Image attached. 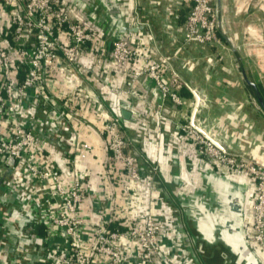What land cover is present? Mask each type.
<instances>
[{"label": "built area", "instance_id": "built-area-1", "mask_svg": "<svg viewBox=\"0 0 264 264\" xmlns=\"http://www.w3.org/2000/svg\"><path fill=\"white\" fill-rule=\"evenodd\" d=\"M12 3L16 13L8 39H4L0 24V197L18 201L36 213L43 230V254H34L32 260L49 264H190L165 233L170 229L163 215L153 213L151 204L141 212L133 209L131 184L145 186L150 200H154L158 166L152 164L145 169L138 164L127 149L129 141L118 115L107 119L98 133L110 156L106 178L119 190V200L107 193L104 182L86 180L89 169L83 175H64L53 163L67 160L73 167L84 153L95 156V135H90L89 141L77 142L71 151L63 146L56 148L52 138L62 125L72 131L65 123L73 113L69 109V83L59 72L61 64L70 66L78 54L91 51L95 35L82 21L72 19L67 5L57 0ZM218 23L215 0H192L186 17V40L214 45L219 41ZM60 33L67 35L68 42L60 39ZM96 48L101 50V46ZM109 57L128 74L129 87L117 89L119 95L135 96L132 84L144 77L158 87L162 101L184 104V97L174 88L182 82L179 75L173 72L170 82L163 80V67H171L167 57H153L144 45L132 43L126 36L113 41ZM15 70L22 71L23 76L19 78ZM152 111L160 120L166 119L162 103ZM192 119L193 114L185 115V121L174 122L175 131L192 141L199 155L222 167L230 177L252 179L248 238L252 248L264 253V166L225 151ZM86 205L91 212L85 211ZM4 219L2 214L1 227Z\"/></svg>", "mask_w": 264, "mask_h": 264}, {"label": "crops", "instance_id": "crops-1", "mask_svg": "<svg viewBox=\"0 0 264 264\" xmlns=\"http://www.w3.org/2000/svg\"><path fill=\"white\" fill-rule=\"evenodd\" d=\"M57 1L66 4L71 18L82 21L95 35L91 51L78 54L70 66L62 63L59 70L70 86L69 109L73 115L65 122L71 125L72 131L62 125L54 133L55 147L63 146L71 151L77 142L91 140L90 135L98 139L95 156L84 153L73 167L67 160L53 162L64 175H83L84 170L89 169L90 174L84 175L87 181L104 182L107 193L113 199L121 198L119 190L106 178L110 156L98 130L107 119L116 115L121 118L122 111H125L127 117H123L121 124L129 141L127 149L133 154L138 153L147 165L158 166L157 186L152 194L154 200H150L145 186L131 184L136 213L151 204L153 213L164 216L165 190L180 197L194 190L191 185L195 181L206 183L208 172L230 177L222 167L199 155L194 143L174 129V122L185 121V115L195 114L196 99L186 87L187 80L201 87L206 96V105L200 114L203 123L232 149L264 166V0H215L219 6V41L214 45L186 40V17L192 0H118L128 26L139 22L147 25V29L126 33L128 40L144 45L157 59H169L171 67H163L164 82H170L173 72L182 75L183 78L179 75L182 82L174 87L185 99L182 106L168 99L162 101L158 87L144 77L132 84L135 96L119 95L116 90L127 89L129 79L128 74L119 70L107 53V40L113 24L95 0ZM12 2L0 0V9H5L0 10L4 39L9 38V29L14 27V24L10 25L16 13V5ZM59 36L62 41L68 42L67 35L60 33ZM97 45L101 46V50H96ZM172 58H175L173 62ZM14 72L19 78L23 76L20 70ZM161 103L165 120L157 118L152 111ZM124 105L129 109H123ZM55 147L52 148L55 150ZM239 178L232 179L244 191V227L245 232L250 234L254 185L251 178ZM7 204L8 201L1 196L0 220L1 208ZM85 211L91 212L88 205ZM165 233L170 235L167 230ZM3 256L0 255V264H7ZM262 258H259L261 263Z\"/></svg>", "mask_w": 264, "mask_h": 264}, {"label": "flooded vegetation", "instance_id": "flooded-vegetation-1", "mask_svg": "<svg viewBox=\"0 0 264 264\" xmlns=\"http://www.w3.org/2000/svg\"><path fill=\"white\" fill-rule=\"evenodd\" d=\"M200 195L203 197L190 193L177 197L169 190L164 191L163 220L169 225L172 240L190 264H236L235 256L229 253L222 242H212V237L209 236L214 228L217 230L220 227L211 222V218L214 219L211 209L218 204L217 200H213L212 193L207 189H202ZM7 205L9 208L2 224L3 227L6 224L9 226L0 243V255H4L2 258L8 261L7 264H28L34 254L42 250V228L36 213L29 206L18 201H10ZM245 235L249 242L246 232ZM216 236L218 239H224V236L218 233Z\"/></svg>", "mask_w": 264, "mask_h": 264}, {"label": "water", "instance_id": "water-1", "mask_svg": "<svg viewBox=\"0 0 264 264\" xmlns=\"http://www.w3.org/2000/svg\"><path fill=\"white\" fill-rule=\"evenodd\" d=\"M96 4L104 11L105 16L113 24L111 27V36L107 40V53L109 54L112 43L114 40L122 38L128 32L147 29V25L139 22L136 25L128 26L121 9L118 5V0H95ZM154 37V36H153ZM155 38V37H154ZM171 60V59H170ZM175 58H172V62ZM181 75V74H179ZM182 77V75H181ZM183 78V77H182ZM186 80V79H185ZM188 87L192 90L196 97L195 114L193 116V124L198 127L204 134L215 141L225 151L236 154L244 155V153L232 149L224 139L217 136L213 130L207 127L202 119L201 112L205 107V94L201 87H198L193 81L187 80ZM123 109H129L127 105ZM127 117V113L122 111L121 120ZM134 156L140 166L148 169V166L138 153ZM10 159V164H12ZM206 186L213 195V200H217L218 204L211 209L214 219L211 218L213 225H220L217 230L214 228L209 236L212 237V242L218 240L222 242L233 256H235L236 264H262L259 257L256 255L250 243L246 240V235L243 226L244 217V191L242 186L230 177H225L216 172L206 173ZM201 196V195H200ZM198 196V197H200ZM203 196H201L202 198ZM220 207V208H219ZM224 236V239L216 238V234ZM209 239V238H208ZM210 240V239H209ZM225 256V255H224ZM198 264V262H195Z\"/></svg>", "mask_w": 264, "mask_h": 264}, {"label": "rangeland", "instance_id": "rangeland-1", "mask_svg": "<svg viewBox=\"0 0 264 264\" xmlns=\"http://www.w3.org/2000/svg\"><path fill=\"white\" fill-rule=\"evenodd\" d=\"M158 173V172H157ZM156 175L157 174H155L154 176H155V178H158V177H156ZM194 185H191V188L192 189H194V190H192L191 192H189L190 194H193V195H196V196H200V191L202 190V189H207V186L205 185L206 183H204V184H202L201 183V181H195L194 183H193ZM189 193H187V194H189ZM9 208V205H4V206H2V208H1V212H2V214H3V216L5 217V214H6V211H7V209ZM249 221V220H248ZM9 225L8 224H6L5 225V227H3V225H2V227L0 228V235L2 236V238L3 237H5L6 236V231H7V227H8ZM10 230V229H9ZM249 231V230H248ZM247 235H250V234H248V233H246ZM248 240H249V238H248ZM40 245V244H39ZM250 246H252L251 244H250ZM38 249H39V246L37 247ZM253 250H254V252L256 253V255L259 257V255H260V259H261V256L262 257H264V253H262V251H260V250H256L255 248H252ZM37 251V250H36ZM43 254V252H40V251H38L37 252V256L39 257V256H41ZM264 258H262V264H264L263 263V260ZM36 261L37 260H30V262L28 263V264H35L36 263Z\"/></svg>", "mask_w": 264, "mask_h": 264}, {"label": "trees", "instance_id": "trees-1", "mask_svg": "<svg viewBox=\"0 0 264 264\" xmlns=\"http://www.w3.org/2000/svg\"><path fill=\"white\" fill-rule=\"evenodd\" d=\"M183 94H184V93H183ZM185 94H186V95H189V93H188V92H185ZM42 233H43V232H42Z\"/></svg>", "mask_w": 264, "mask_h": 264}]
</instances>
